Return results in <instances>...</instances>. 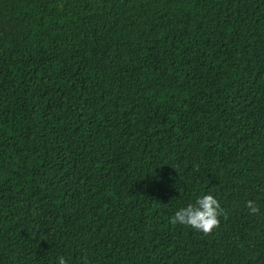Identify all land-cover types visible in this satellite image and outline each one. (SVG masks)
Masks as SVG:
<instances>
[{
    "label": "trees",
    "instance_id": "16d2710c",
    "mask_svg": "<svg viewBox=\"0 0 264 264\" xmlns=\"http://www.w3.org/2000/svg\"><path fill=\"white\" fill-rule=\"evenodd\" d=\"M58 255L264 264V0H0V264Z\"/></svg>",
    "mask_w": 264,
    "mask_h": 264
},
{
    "label": "clouds",
    "instance_id": "9594fccd",
    "mask_svg": "<svg viewBox=\"0 0 264 264\" xmlns=\"http://www.w3.org/2000/svg\"><path fill=\"white\" fill-rule=\"evenodd\" d=\"M246 205L250 213L260 212L254 200H248ZM221 211L216 196L212 192H206L196 196L194 201L185 206L177 208L170 220L173 223L190 225L197 230L208 232L219 223L218 217ZM54 264H69V261L63 255H58L55 257Z\"/></svg>",
    "mask_w": 264,
    "mask_h": 264
}]
</instances>
